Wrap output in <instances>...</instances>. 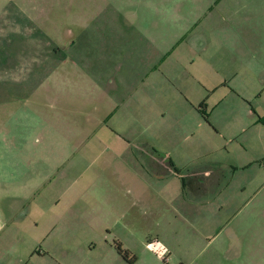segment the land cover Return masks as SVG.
<instances>
[{
  "label": "rangeland",
  "instance_id": "rangeland-1",
  "mask_svg": "<svg viewBox=\"0 0 264 264\" xmlns=\"http://www.w3.org/2000/svg\"><path fill=\"white\" fill-rule=\"evenodd\" d=\"M254 2L251 14L236 0H0V155L33 166L17 184H42L33 194L12 182L0 192V264H83L78 250L92 241L109 264V230L80 224L105 225L107 207L138 204L147 215L136 232L158 234L151 242L168 258L122 235L135 264H264V68L247 64L245 51L247 35H264V0ZM230 57L243 65L232 85L198 83L211 63L208 84H216ZM91 60L97 78L116 84L109 115L90 112L105 107L99 92L98 100L78 95ZM192 61L201 67L195 78L186 75ZM158 69L178 78L161 79ZM142 153L170 155L181 176L158 180L147 166L145 177L135 161ZM123 179L137 192H111ZM192 188L205 189V205L188 196Z\"/></svg>",
  "mask_w": 264,
  "mask_h": 264
},
{
  "label": "crops",
  "instance_id": "crops-1",
  "mask_svg": "<svg viewBox=\"0 0 264 264\" xmlns=\"http://www.w3.org/2000/svg\"><path fill=\"white\" fill-rule=\"evenodd\" d=\"M241 1L243 3H240ZM236 2L243 5V6H241V8H246V10H248L251 14L253 13L254 9L249 7V5L250 6L255 5L256 3L254 2V0H236ZM112 31L113 30H111V34H112ZM97 33L101 36V34H100L101 32L99 30L97 31ZM94 36H96V34L94 35V31L91 29L89 37H94ZM238 36L240 38H242V34H239ZM247 37L251 38L250 41L248 42L251 45L248 46L247 50H245L246 48H241L245 51H248V53L251 54L250 61H247V64L252 66L253 62L258 63V64L260 63V65H262V67L264 68V35H263V32L255 35V36L247 35ZM252 39L255 40V43H253L254 41ZM259 39H262V40L260 41ZM82 40H85L86 42L88 41V39H82ZM90 42L93 43L94 41L91 40ZM257 42L262 44L261 48H259L256 45ZM127 43H128V40H127ZM192 45H193V48L197 49V50H200L203 48V46H201V45L196 46L194 43ZM95 49H96V45H92V46L90 45L91 51L95 52ZM230 49H231L230 52H232L231 56H235L232 54L234 53L233 50L234 49L236 50V48H234L233 50H232V48H230ZM108 55L109 54L107 51L105 58H107ZM78 57L82 60V57L80 55ZM259 58H261L260 59L261 61L259 60ZM230 60L233 62L232 57H230ZM92 62H93V60L87 62L86 66L84 65L86 67V69H88V72L92 75L91 81L90 82H88V81L83 82V80L81 78L75 77L74 78L75 79L74 84L76 87V86H79V84H82V82H83L84 90L81 94H78L81 97L84 98V96H85L88 98V100H98V98L94 95L100 93L101 97H103V100H105V102H106L105 107H104V104L100 105V106H93L92 109L90 110V112H92V114H94L95 112H98L99 114L104 112V115H109L110 113L108 111L107 106L112 104V102L117 98L116 94L118 93V91L114 92V90L116 88V86H115L116 84H115L114 79H111V78H104V77L97 78L94 75V72L91 71L92 69H94L93 66H90ZM235 63H236V61H235ZM235 63L233 62L229 66H226L227 68H225L223 70H222V68L216 67L218 70L216 72V74H218L219 80L216 81V84H214V85L208 84L210 82L208 71L210 70L211 66H213V64L209 63L210 66H208L206 68H204L205 65L202 64V65H204L202 68V75L204 76V80L200 79V80H198V83L204 84V86L207 87L209 90H210V88H212L213 91H216L219 88H224L225 86L230 85V84L232 85L233 79H236L240 74L238 68L243 69V65L241 68V66H238ZM190 65H191V69L187 68V74L186 75H187V77L193 78L195 76V74H194L195 71L200 70L201 67L195 61H192V63ZM108 67L109 66L106 65L104 67V69L107 70L106 68H108ZM251 68H255V66H253ZM159 70L160 69H158V72L161 75L160 76L161 79L162 78L169 79L167 77L168 75L169 76L172 75L174 78L175 77L178 78V74H179L178 72L167 73L166 71L160 70L161 71L160 72ZM60 81H64V79L62 78V79H60ZM0 83H2L1 77H0ZM69 83L72 84L73 82H69ZM202 84H200V85L203 86ZM144 86H146V85H144ZM138 96H139V94H138ZM123 97H122L123 102L126 101V103H124L123 107L128 112H130V110L132 109V105H131L130 100H133L135 98V94H132V92L128 93L126 95V100H125V95H123ZM235 97L237 98L238 96H235ZM61 98H63V95L60 96V99ZM247 98H249V97H247ZM1 100H3V99L0 98V101ZM248 100H250V99H248ZM221 101H219V102H221ZM194 104H197V103H194ZM217 104H219V105H216L219 108L222 103H217ZM111 106L112 107H110V111H111V109L113 110V108H114L113 105H111ZM201 106H203V108H205V110H206L207 106L209 107L210 104L207 105L205 102H202ZM143 107L146 108L145 103L143 104ZM144 108L142 109V111H145ZM244 128L245 127H243V129ZM5 146H7V144H2V148H13L12 146H9V147H5ZM146 156L147 155L145 153H142L141 156L135 155L136 164H139L141 167H143V172H144L145 177H146V170H148L147 166H149V169L155 174V176L158 177V180L165 179L167 177L170 178L173 175H175V177H177V178H179L181 176L182 170H183L182 167H177L176 163H173V159L170 157V155L167 154L166 156H162V157L158 156V159H157V157H153V156L152 157H146ZM20 161H22V160L18 159L17 156L12 157V158L7 159V160H3V158L0 155V184H1L0 192L6 190L7 189V187H6L7 183H11V182H12L10 185L11 188L15 189L17 187V188L22 189V190L30 189L32 194L34 192H36L42 186V184H39V185H33V184H28V183L27 184H25V183L17 184V182H19V180H20L21 175H25L28 177L30 170L34 171V168L32 165L28 166V163L26 161H22L21 163H20ZM105 161H107L106 165H114L115 164V159H107ZM171 163L174 165V167L177 170H179L178 172L172 166ZM189 171L192 172L193 169L189 170ZM121 175H127V174H125V169H121ZM48 176L49 175H46V180H48ZM30 178H32V177H30ZM218 180H221L219 176H218ZM120 182H122V183H119L116 186L114 184L113 180L111 181L112 188H114V191H111V192L117 194L118 196L119 195L125 196V194L130 195L132 192L133 193L137 192L138 188L136 189V191L131 190L129 181H127V184L124 183V179ZM120 187H122V188L120 189ZM185 187H187V186H185V184H184V186L182 187V193L186 192ZM219 188H221V184H219ZM116 189H117V191L115 192ZM203 190H205V189H199V188L197 190H193V188L189 189L188 191H190V193H188V196L190 195V196L194 197V194H195L194 198L199 199L198 203L203 206V205H205V203H203V202L207 196L206 194H204ZM143 191L145 192V190H143ZM219 193H221V192L218 190V194ZM32 194H31V196H32ZM128 196H127V198H128ZM183 197L186 198L185 195ZM105 210H106L105 213H103V214L101 213L102 217H104L108 220V222L105 225L99 224L98 222L97 223L86 222V223H81L80 227L82 226L85 228H90L95 233H97V231H99V230H102L103 232L106 229L109 230L107 232V234H105V235H107L106 236V244L108 247L105 255L107 257L108 256L110 257L109 260L111 262L109 264H135L137 262V257L135 255V252L132 249H130L131 248V247H129L130 245L125 244V242L123 241L122 235L124 237H129L132 235L133 239H134L133 242L135 245L141 244L144 241H147L146 244H148L153 239L158 240V234L156 235L155 238H150V237L147 238V234L143 235V234H140L139 232H136V230L144 229L146 226V223L144 221L145 216L147 215L146 208L144 206L141 208V206H139V204H138L134 207H131L129 205L123 206L121 209L114 207V206H109ZM11 213L13 216L15 211H11ZM12 218L17 219V218H19V216L16 215V216L11 217V218L7 217V220L12 219ZM3 222H4L3 211H2V207H0V226ZM117 230L121 231V233H117L116 232ZM102 235H103V237L105 236L104 233H101V236ZM109 239L113 240L112 243L110 242ZM90 243L91 244H88V243H85V244H87L89 246L93 244L94 247H90V249H87V250L85 248L78 250L81 261H83V264H102L101 263L102 261L100 259V255H98L97 251H96L97 242L92 241ZM119 246L123 250L128 251L127 258L124 257L120 253V251L118 249ZM40 255H43V254H40Z\"/></svg>",
  "mask_w": 264,
  "mask_h": 264
},
{
  "label": "built area",
  "instance_id": "built-area-1",
  "mask_svg": "<svg viewBox=\"0 0 264 264\" xmlns=\"http://www.w3.org/2000/svg\"><path fill=\"white\" fill-rule=\"evenodd\" d=\"M148 245H149L150 249H152L156 253H158L161 257L164 258V260H167L168 257H165L167 252L163 246L154 245L152 242H150Z\"/></svg>",
  "mask_w": 264,
  "mask_h": 264
},
{
  "label": "trees",
  "instance_id": "trees-1",
  "mask_svg": "<svg viewBox=\"0 0 264 264\" xmlns=\"http://www.w3.org/2000/svg\"><path fill=\"white\" fill-rule=\"evenodd\" d=\"M260 122H261L262 124H264V117H260ZM171 164H172V163H171ZM172 166L174 167L173 164H172ZM174 168H175V167H174ZM175 169H176V168H175ZM176 171L178 172L179 170L176 169ZM118 249H119L120 253H121L124 257L127 258V256H128V251H127V250H123L120 246L118 247Z\"/></svg>",
  "mask_w": 264,
  "mask_h": 264
}]
</instances>
